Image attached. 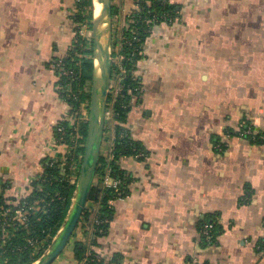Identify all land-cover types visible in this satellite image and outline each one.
<instances>
[{"label":"crops","instance_id":"0c3cea01","mask_svg":"<svg viewBox=\"0 0 264 264\" xmlns=\"http://www.w3.org/2000/svg\"><path fill=\"white\" fill-rule=\"evenodd\" d=\"M138 1L113 0L115 34L128 29ZM169 1L178 22L152 27L132 70L139 88L123 125L141 156L118 160L127 180L106 232L94 236L99 204L89 201L94 217L74 238L104 264H264V144L233 132L244 123L264 135V0ZM77 4L0 0V192L8 198L27 195L68 112L54 65L78 42ZM205 222L217 226L211 244ZM72 243L54 264H82Z\"/></svg>","mask_w":264,"mask_h":264},{"label":"trees","instance_id":"16d2710c","mask_svg":"<svg viewBox=\"0 0 264 264\" xmlns=\"http://www.w3.org/2000/svg\"><path fill=\"white\" fill-rule=\"evenodd\" d=\"M150 1L152 6L148 10H155L157 14L170 13L173 15L176 12L179 13L174 5H165L162 3V0ZM77 7L80 11L76 18H88L90 21V27H93L92 21L94 19V1L82 0L77 4ZM82 9L88 12L85 17L82 14ZM147 11L143 12V14L147 15ZM115 17L116 14L113 11V19ZM148 17H150V15ZM152 27V24L140 21L133 26V30L136 31L135 34L133 31H128L126 33V37L131 41V45L125 46L123 50V54L126 56L123 65L127 70V77L122 83L124 86V92L122 95L115 98L113 106L116 134V139L113 142L114 159L109 161L104 154L101 156L96 174L97 184L93 188L89 199V201L93 204H99V209L97 210L98 215L96 218L104 221V223L99 226L94 223V236H100L106 232L108 222L113 214L111 201L117 199V197L112 193V190H104L102 187V180L105 174L111 169L114 175L123 177L125 174L119 170L118 160L126 154L137 155L139 149H141L138 143L129 138V131L126 130V127H124L123 124L126 122L130 108L131 95L129 91H133L134 95L139 88V84L134 78L132 70L134 69L136 61L140 57L139 51L150 34ZM77 43L75 44L76 47L74 50L70 52L69 57L63 59L64 66L70 70L72 74L69 77L64 76L60 78L63 98L70 104H73V100L70 98L72 93L79 95L81 101H90V85L94 71L93 45L90 48H86V41L82 38L78 39ZM79 55H82L83 57L81 58ZM89 56L92 57L90 58ZM112 101L113 98L110 97L109 102ZM77 105L78 104H74L75 108H77ZM65 125L67 126V123ZM87 128L88 122L82 123L80 126V132L84 137V141H86ZM110 129L111 128L107 126L106 131H110ZM70 132L71 131L67 127V134L65 138L69 137ZM261 135L262 134L257 136V140L262 141V139H260ZM243 137H245V135ZM83 151L84 149L82 152ZM44 178L46 181L41 182L43 191H34L27 197V201H34L36 199L43 200L44 202L42 204L46 207V212H41L36 216H31L29 231L20 228L16 232L15 237L12 238L4 248L1 247L4 229L0 228V264H34L44 254L45 248L47 247L36 253L34 248L30 247L29 244L26 243L25 238H37L38 240L45 241L48 245H50L52 239L58 234L59 230L63 226L71 207V201L74 197L76 186L70 185L67 180L61 178L56 169L49 166V164H45ZM125 180H127V177H125ZM120 190L122 191V186ZM101 191L102 194L100 195ZM15 202L14 198H10L9 200L8 198H5L2 192L0 193L1 212L7 208H15ZM93 217V210L87 207L81 222H91ZM76 235L77 234H75L74 237H76ZM216 235L217 226L215 224L214 238L211 243L215 241ZM204 242L207 244L206 241ZM72 245L74 247L76 260L78 262H82L86 258L88 246L86 243L76 240V238H74ZM17 247H22L23 249L18 251L16 249ZM115 263L116 261L113 260L111 264ZM90 264H102V262H91Z\"/></svg>","mask_w":264,"mask_h":264},{"label":"built area","instance_id":"2783aa9c","mask_svg":"<svg viewBox=\"0 0 264 264\" xmlns=\"http://www.w3.org/2000/svg\"><path fill=\"white\" fill-rule=\"evenodd\" d=\"M81 1L82 0H77V3H80ZM162 3L165 5H171L169 0H162ZM136 6L137 7L129 13L130 22L128 29H126L131 32L133 31L134 34L136 31L133 30V26L140 21L145 22L147 24H152L153 26H159V25L171 26L177 23L180 18L179 13L177 12L173 15L170 13L157 14L155 10H148L152 6L150 0H139ZM146 11H147V15H144L143 12ZM82 14L85 17L87 15V12L82 9ZM149 15L150 17H148ZM88 23L89 20L86 17L84 19H77L75 23L77 38L78 39L82 38L86 41V48H90L89 45H91L89 44L90 41H88L86 37V32H87L86 29ZM126 30L124 31L123 34H121L123 36L120 37V41L122 42L120 48L116 46L117 45L116 34L114 33L113 35L114 64H116L114 54L121 56V61H122L123 59H125L124 55H122L124 47L127 45H131V41L126 37V33L128 32ZM74 48L72 50H74ZM79 56L83 57L82 55ZM121 64L122 65L118 67V69H121L122 71L121 74L119 73V75L121 76L119 81L122 82L127 77V70L125 69L123 63ZM54 69L59 78L64 76L69 77L72 74V72L64 66L63 60L57 61L54 65ZM123 92H124V86L120 83V89L118 92H116L115 96L112 94V91L110 89V97H112L113 100L115 101V98L122 95ZM70 98H72L73 104L67 102L68 112L55 129V136L53 138L51 151L49 152L46 164H49V166L56 169L58 175L61 178L67 180L70 185L77 186L81 167H82L83 156H84V151L82 152V150L83 149L85 150V144H86V141H84V137L80 132V126L82 123L88 122L89 120L90 111L88 113L87 112L85 113L84 108H86V110L87 108H90V101L88 100L81 101L79 95H77L76 93H72L70 95ZM111 103L112 102H109L108 111H107V126L109 127H110L109 107ZM74 104H78L77 108H75ZM64 123L65 124L67 123V126ZM241 126H243L242 131L240 132L242 136L245 135L251 137L253 135L252 133L253 129L251 127L246 128L244 123ZM67 127L71 132L69 133V137L65 138L67 134ZM260 139H263V135L260 137ZM104 153L105 151H102V155ZM112 153H113L112 155V160H113L114 159L113 149H112ZM137 155L141 156V153H138ZM104 156L106 155L104 154ZM44 176H45V165L43 166L42 172H40L37 176H34L33 180L29 182V188H28L29 192L27 193V195L23 192L21 194L16 192V195H12V197H10V198H14L16 201L14 203L15 208H7L2 212L0 211V228L4 229L1 247L4 248L5 246H7L8 242H10L11 239L15 237L16 232L20 228L29 231V222L31 216H36L41 212L42 213L46 212V207L42 204L44 202L43 200L36 199L34 201H27L28 199L27 197L30 194H32L34 191L36 190L39 192L43 191V186L41 182L46 181ZM125 177L126 175H124L123 177H118L114 175V173L110 169L107 171V173L105 174L102 180V187L104 188V190L107 189L110 191L112 190V193L118 199L122 198L123 193L120 190V188L126 182ZM95 184H97L96 180H95ZM5 198L8 197L5 196ZM10 198L8 199L10 200ZM103 223L104 221H101L99 219H96L95 221V224L97 226ZM214 230H215L214 222H205L202 225L200 229V233L204 241L207 242V244H211L214 238ZM25 241L26 243L29 244L30 247L34 248L36 253L39 252L41 249H44L45 247L47 248L49 247L48 243H46L45 241L38 240L37 238L26 237ZM47 248H45V251L47 250ZM16 249L18 251H21L23 248L17 247ZM104 261H105L104 256H102L100 253L96 252L95 250L91 249L88 250V252L86 253V258L81 263L90 264L91 262H102V264H104Z\"/></svg>","mask_w":264,"mask_h":264},{"label":"water","instance_id":"95a60500","mask_svg":"<svg viewBox=\"0 0 264 264\" xmlns=\"http://www.w3.org/2000/svg\"><path fill=\"white\" fill-rule=\"evenodd\" d=\"M102 9L92 21L93 77L90 113L82 167L74 197L63 226L37 264H54L70 246L83 218L95 180L107 126L110 88L113 74V0H101Z\"/></svg>","mask_w":264,"mask_h":264},{"label":"rangeland","instance_id":"374dc122","mask_svg":"<svg viewBox=\"0 0 264 264\" xmlns=\"http://www.w3.org/2000/svg\"><path fill=\"white\" fill-rule=\"evenodd\" d=\"M128 21L130 22V19ZM171 26H173V25H171ZM171 26H165L163 28L166 29V30H170V27ZM171 28L174 29V27H171ZM86 30H87V32H86L87 40L90 41L89 44H91L89 46L92 47V44H93V34L94 33H93V27H90V21L87 24V29ZM126 31H128V30H126ZM123 33H124V31H121V32L119 31L116 34V41H117V45L116 46H118L119 48L122 45V42L120 41V37L123 36V35H121ZM77 45H78V43H77ZM122 55H124V58H126L125 54H122ZM89 57L91 58L92 56H89ZM117 60H119V62H120L121 56L117 55V57H115L116 64L113 63V74H112V83L113 84L111 83V88L110 89H111L112 94L114 96H115L116 92H118L119 89H120V81L119 80H120L121 76L119 75V73L121 74V72H122L121 69H118L117 70V68H116V65L120 67V64H119V62H117ZM124 60L125 59L122 60V63L124 62ZM90 92H91V90H90ZM113 106H114V100L112 101V103L110 104V107H109V123H110V128L111 129H110V131L105 132V138L106 139H105L104 144H103V147L105 146V149H104L105 153L104 154L108 157L109 161L112 160V155H113L112 149L114 147L113 142L116 139V134H115V120H114V110H113ZM84 109H85V113L86 112L88 113L90 111V108H87V110H86V108H84ZM234 120H237V118L234 119ZM241 125L242 124H240L239 127L238 126L237 127L236 126L233 127V132H235V131L236 132H238V131L241 132L242 131V127H243ZM245 127L246 128L251 127L253 129L252 130L253 135L251 137H249V136L243 137L242 136V138H245V140H247V141L248 140L251 141L253 144H259V145H263L264 144V135H263L262 141L260 142L259 140H257V136L260 135V134H257L255 132L256 131L255 128L252 127V126H249V124H245ZM232 137H234V135H232ZM13 189H17V188L14 187ZM76 233H77V230H76L75 234ZM34 264H37V262H35Z\"/></svg>","mask_w":264,"mask_h":264},{"label":"bare ground","instance_id":"6f19581e","mask_svg":"<svg viewBox=\"0 0 264 264\" xmlns=\"http://www.w3.org/2000/svg\"><path fill=\"white\" fill-rule=\"evenodd\" d=\"M101 9H102L101 0H94V13L96 18L98 17Z\"/></svg>","mask_w":264,"mask_h":264},{"label":"flooded vegetation","instance_id":"af4514ba","mask_svg":"<svg viewBox=\"0 0 264 264\" xmlns=\"http://www.w3.org/2000/svg\"><path fill=\"white\" fill-rule=\"evenodd\" d=\"M129 93H130V91H129Z\"/></svg>","mask_w":264,"mask_h":264}]
</instances>
